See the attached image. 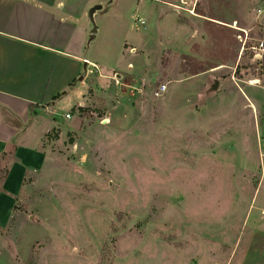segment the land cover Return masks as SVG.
<instances>
[{"label":"rangeland","instance_id":"obj_1","mask_svg":"<svg viewBox=\"0 0 264 264\" xmlns=\"http://www.w3.org/2000/svg\"><path fill=\"white\" fill-rule=\"evenodd\" d=\"M171 1L175 21L146 0L144 25L94 17L103 77L46 134L0 264L32 243L29 264H264V120L239 91L259 69L238 38L264 37V0Z\"/></svg>","mask_w":264,"mask_h":264},{"label":"crops","instance_id":"obj_2","mask_svg":"<svg viewBox=\"0 0 264 264\" xmlns=\"http://www.w3.org/2000/svg\"><path fill=\"white\" fill-rule=\"evenodd\" d=\"M134 1L138 9L142 0H0L1 247L11 241L19 220L26 215L17 203L23 202L25 188L34 183L30 174L38 175L51 163L50 144L44 141L46 134L52 128H58L61 135L67 133V115L73 106L78 108L88 98V77L97 72H86L85 60L97 64L103 77L102 65L85 55L86 46L96 38L94 17L103 20V12H110L107 18L115 25L127 18L139 22L138 10L131 12ZM146 1L154 17L159 19V14L169 12L175 21L172 4L177 3ZM258 69L253 76L258 82L249 84L246 80L239 85V91L246 105L264 120V55ZM57 112L62 118H57ZM32 140L35 142L31 145ZM13 243L17 246L18 242ZM20 253L21 250L10 253V262L14 258L17 264H29L33 243L29 256L22 257Z\"/></svg>","mask_w":264,"mask_h":264},{"label":"built area","instance_id":"obj_3","mask_svg":"<svg viewBox=\"0 0 264 264\" xmlns=\"http://www.w3.org/2000/svg\"><path fill=\"white\" fill-rule=\"evenodd\" d=\"M182 2L184 3L185 1L182 0ZM172 7L174 9H178V8L179 9H183L178 4H172ZM193 10H194V8H193ZM261 12H263V11L262 10H259V13H261ZM138 21L141 24H144L145 23V21L143 19H141V18H139ZM240 31L244 33V34H242V33H239L238 34V38L243 43V50L245 48H248V50L251 53L252 60L255 63L256 62H259L262 59L263 55H264V37L257 38V39H255L254 42H252L251 44H248V40H250V38H251L250 37L251 31H248L246 29H241ZM129 52L130 53H135L136 52V48L135 47H130ZM85 61H86V72H89V73L97 72L99 75H101L100 68H99V66L97 64H95V63H93L91 61H88V60H85ZM115 74L116 73H114V75ZM166 89H167L166 84H164V83L160 84L155 89L154 96H157V97L158 96H161L162 94H164V92L166 91ZM263 156L264 155H262V157Z\"/></svg>","mask_w":264,"mask_h":264},{"label":"bare ground","instance_id":"obj_4","mask_svg":"<svg viewBox=\"0 0 264 264\" xmlns=\"http://www.w3.org/2000/svg\"><path fill=\"white\" fill-rule=\"evenodd\" d=\"M235 27L237 28V21H235ZM258 81L257 80H255V79H252V80H250L248 83L249 84H254V83H257Z\"/></svg>","mask_w":264,"mask_h":264},{"label":"trees","instance_id":"obj_5","mask_svg":"<svg viewBox=\"0 0 264 264\" xmlns=\"http://www.w3.org/2000/svg\"><path fill=\"white\" fill-rule=\"evenodd\" d=\"M238 68H239V65L236 67V71L238 70Z\"/></svg>","mask_w":264,"mask_h":264},{"label":"water","instance_id":"obj_6","mask_svg":"<svg viewBox=\"0 0 264 264\" xmlns=\"http://www.w3.org/2000/svg\"><path fill=\"white\" fill-rule=\"evenodd\" d=\"M93 11H94V9H93ZM93 11H92V12H93ZM91 38H93V36H92ZM85 62H86V61H85Z\"/></svg>","mask_w":264,"mask_h":264}]
</instances>
